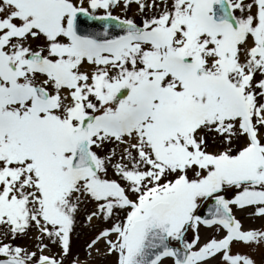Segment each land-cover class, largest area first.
<instances>
[{"label": "snow or ice", "instance_id": "snow-or-ice-1", "mask_svg": "<svg viewBox=\"0 0 264 264\" xmlns=\"http://www.w3.org/2000/svg\"><path fill=\"white\" fill-rule=\"evenodd\" d=\"M0 264H264V0H0Z\"/></svg>", "mask_w": 264, "mask_h": 264}]
</instances>
